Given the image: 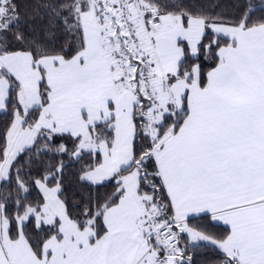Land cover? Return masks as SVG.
<instances>
[{"label":"snow or ice","instance_id":"snow-or-ice-1","mask_svg":"<svg viewBox=\"0 0 264 264\" xmlns=\"http://www.w3.org/2000/svg\"><path fill=\"white\" fill-rule=\"evenodd\" d=\"M41 12L47 40L0 0V264H264V0Z\"/></svg>","mask_w":264,"mask_h":264},{"label":"trees","instance_id":"trees-1","mask_svg":"<svg viewBox=\"0 0 264 264\" xmlns=\"http://www.w3.org/2000/svg\"><path fill=\"white\" fill-rule=\"evenodd\" d=\"M38 0H18V3L21 5V12L24 14V22L26 30L32 32L38 39L47 40L49 37L45 35L46 31L49 29V22L46 17L42 18L41 14L34 13V6L37 4ZM240 0H186L190 6H200L206 9L209 13H214L223 16H232L237 10V5ZM244 2H251L253 4L259 3L260 0H244ZM35 14L36 18H33L32 15ZM259 15V13H257ZM255 18V17H254ZM56 32L55 39L62 41L63 32L60 28L53 29ZM58 46V45H57ZM5 118L0 114V130L3 129L5 124ZM80 168V164H69L68 168L65 171V192L69 197V204H71L72 199H79L82 192L86 191L81 190L77 184V173ZM35 171V169H34ZM113 190L112 185L109 184L106 187L100 189V192H111ZM9 191L7 186L0 187V193L7 194ZM75 193V197L73 194ZM36 191L32 192V196H36ZM190 222L193 225L203 224L204 221L199 218H190ZM215 232H222L223 226H216L211 229ZM193 255V264H211L212 258L215 253L208 248H201L198 251L191 253Z\"/></svg>","mask_w":264,"mask_h":264},{"label":"crops","instance_id":"crops-1","mask_svg":"<svg viewBox=\"0 0 264 264\" xmlns=\"http://www.w3.org/2000/svg\"><path fill=\"white\" fill-rule=\"evenodd\" d=\"M220 226H223V225H220ZM224 227V226H223Z\"/></svg>","mask_w":264,"mask_h":264}]
</instances>
